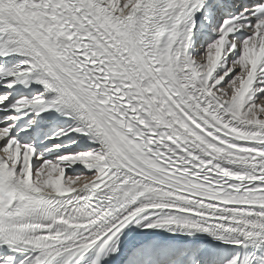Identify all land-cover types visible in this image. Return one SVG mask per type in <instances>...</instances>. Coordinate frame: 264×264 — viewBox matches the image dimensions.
<instances>
[{"label": "snow or ice", "instance_id": "obj_1", "mask_svg": "<svg viewBox=\"0 0 264 264\" xmlns=\"http://www.w3.org/2000/svg\"><path fill=\"white\" fill-rule=\"evenodd\" d=\"M0 264H264V0H0Z\"/></svg>", "mask_w": 264, "mask_h": 264}]
</instances>
